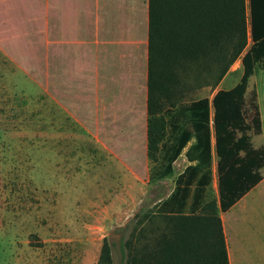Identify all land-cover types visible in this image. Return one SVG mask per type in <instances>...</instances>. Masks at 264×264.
I'll list each match as a JSON object with an SVG mask.
<instances>
[{
	"label": "rangeland",
	"instance_id": "obj_1",
	"mask_svg": "<svg viewBox=\"0 0 264 264\" xmlns=\"http://www.w3.org/2000/svg\"><path fill=\"white\" fill-rule=\"evenodd\" d=\"M3 25L0 264H96L103 237L112 243L113 263L126 264L120 240L128 236L135 214L155 209L173 190L177 174L184 168L179 159L170 173L159 174L167 157L163 152L175 140L169 131L174 121L173 109L166 111L171 115L157 159L146 152L147 112L142 118L138 116L132 126H126L127 120L123 118L115 124L103 118L95 133L91 120L86 116L76 119L41 85L38 58L31 68V64L18 63L16 57H10L8 49L14 42L7 40V22ZM242 71L238 57L216 85L205 84L214 79V70L211 74L203 73L183 98L208 96L211 100L217 88L238 82ZM262 87L264 65L257 74L248 76L244 92V113L251 124L246 131L247 140L264 151ZM212 110L210 103L211 115ZM255 111L260 112V130L252 126ZM210 126L212 130V119ZM216 161L213 147L211 178L203 192L204 202L218 201ZM259 171L263 174L264 167ZM259 187L225 212L229 244L232 245L231 236L238 225L248 224L257 237L264 232V190L259 191Z\"/></svg>",
	"mask_w": 264,
	"mask_h": 264
},
{
	"label": "trees",
	"instance_id": "obj_2",
	"mask_svg": "<svg viewBox=\"0 0 264 264\" xmlns=\"http://www.w3.org/2000/svg\"><path fill=\"white\" fill-rule=\"evenodd\" d=\"M148 1L146 152L158 158L168 128L165 113L171 108L172 119L181 121L182 131L165 148L166 162L159 174L169 172L191 136L195 140L185 156L195 162L177 175L175 187L155 209L135 214L120 248L126 264H229L220 211L256 184L264 167V151L247 140L251 124L244 113L248 76L264 65V0ZM238 57L243 71L233 86L217 88L211 100L208 96L183 98L203 73L214 70V79L205 84L216 85ZM261 90L264 113V87ZM259 113L252 117V126L258 130ZM213 147L218 201L204 202ZM111 245L103 237L96 264H114Z\"/></svg>",
	"mask_w": 264,
	"mask_h": 264
},
{
	"label": "crops",
	"instance_id": "obj_3",
	"mask_svg": "<svg viewBox=\"0 0 264 264\" xmlns=\"http://www.w3.org/2000/svg\"><path fill=\"white\" fill-rule=\"evenodd\" d=\"M4 22L7 40L14 42L10 57L31 68L38 58L41 85L76 119L91 120L95 133L103 118L111 124L123 118L132 126L147 112L148 0H0L1 29ZM173 120L169 131L176 138L182 123ZM194 140H187L171 167L179 159L184 168L195 162L184 154ZM263 182L264 173L230 207L253 188L264 190ZM227 210L220 211V217L229 264H264V232L257 237L248 224L238 225L229 244Z\"/></svg>",
	"mask_w": 264,
	"mask_h": 264
}]
</instances>
